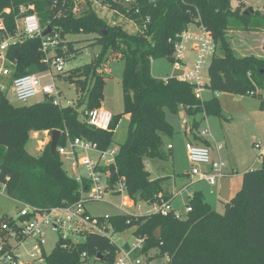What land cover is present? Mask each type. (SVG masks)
<instances>
[{
	"label": "trees",
	"instance_id": "obj_1",
	"mask_svg": "<svg viewBox=\"0 0 264 264\" xmlns=\"http://www.w3.org/2000/svg\"><path fill=\"white\" fill-rule=\"evenodd\" d=\"M87 4L94 0H85ZM75 0H0V17L7 32L15 34L20 8L34 13L41 34L15 40L7 50L12 65L10 78L29 73L35 68L43 73L48 66L42 62L41 39L57 34L56 55L65 58L78 49L68 35L95 34L94 44L100 52L86 64L68 70L66 79L85 84L76 89L77 99L71 105H58L51 99L15 105L8 92L0 91V182L7 196L21 204L40 210L63 206L78 198V183L62 167L59 155L51 154L49 142L38 155L27 152L25 143L34 132L60 130L58 144L67 138L81 137L95 142L100 149L113 143L116 116L109 130L87 124L84 112L101 107L103 87L107 76L103 57L123 59L121 77L123 113L128 114V138L120 144L114 165L107 168L110 182L122 177L127 193L134 199L151 205L170 202L173 197L168 176L153 177L147 168L154 160L171 158L166 137L175 133L167 113L183 112L192 116V130L199 124L200 112L217 114L221 111L217 97L195 96L193 86L176 78L158 79L151 75V61L156 57L171 59L175 34L190 25H203L212 35L215 52L208 65V84L212 92L251 95L264 89V56L237 55L229 31H264V15L258 11L245 13L243 3L233 7L231 0H136L131 6H117L124 18L132 21L137 30L129 33L120 25L107 23L88 5L79 15L73 13ZM5 9V11H3ZM117 16V14H114ZM252 15L260 16L257 21ZM251 19V20H250ZM0 29V38L3 35ZM264 107V100L261 101ZM194 140L208 146L200 134ZM262 166L242 174V184L235 195L218 212L205 200L201 191L188 198L191 206L183 219L171 213L115 214L110 218L116 229L134 226L148 237L146 249L156 248L157 255H166L168 264H264V151ZM160 228V238L154 231ZM101 256L106 264L112 262L115 246L107 238L88 234L81 242L58 237L50 253H43L45 264H80V254ZM109 255L103 258V253Z\"/></svg>",
	"mask_w": 264,
	"mask_h": 264
},
{
	"label": "built area",
	"instance_id": "obj_2",
	"mask_svg": "<svg viewBox=\"0 0 264 264\" xmlns=\"http://www.w3.org/2000/svg\"><path fill=\"white\" fill-rule=\"evenodd\" d=\"M136 0H94L100 7L111 12L113 15L124 18L123 13L117 6L128 7ZM237 5L246 3V0H235ZM5 11V9L3 10ZM19 17L15 19L16 33L11 34L4 28L0 17V29L3 35L0 38V91L10 92L17 102L27 103L31 98L39 93H43L46 99H51L55 104L61 105L60 93L54 82L53 71L62 73L64 71L65 58L56 55L54 48L58 44L57 34L45 35L41 39V52L43 53L42 62L48 69L43 72L51 78L49 84L41 85L40 73H26L21 76L10 78L11 69L9 65L13 63L7 58V50L11 43L15 40L25 38H33L41 34L39 22L34 13H26L25 8H20ZM126 19V18H125ZM18 20L20 22L17 25ZM115 25V22H111ZM195 25V24H193ZM198 26L199 32L190 31V27L178 31L173 39V51L171 61L173 69L171 76L164 78H176L181 81L190 83L193 86L195 96L199 99L205 90L202 73L207 65L208 59L211 60L215 52V43L212 35L206 30L203 25ZM191 42L188 48L186 43ZM187 51H192V56H189ZM190 63H186L189 59ZM176 74V71H180ZM252 92H248L251 95ZM217 96V94L215 95ZM73 102L68 101L67 105ZM185 115V114H184ZM87 124L101 129L109 130L113 114L102 107L93 108L84 112ZM187 115L184 116L183 123L188 126L189 120ZM208 133V129L202 131L200 135ZM45 135H50L51 132L44 131ZM43 145V144H42ZM44 146V145H43ZM168 148L172 145L168 144ZM189 162L192 164L190 176L196 177L198 180H205L209 184H215L216 181L225 175L223 171L224 164L219 157L217 162H214L210 156V149L206 145H201L187 141L185 144ZM42 149V148H41ZM217 153L222 149L221 144H215ZM264 144H262V151ZM55 152L59 157L68 162L74 170L73 176L78 183V198L71 203L63 206H53L45 210L37 209L28 204H21L16 214L18 224L7 221L0 225V264H23L20 261V255L15 251V247L20 242L32 237L36 240L34 251L28 255L32 261L44 259L43 245L45 243L46 230H51L58 233V237L70 239L72 242H81L86 239L88 234H97L108 239L115 246V254L112 262L109 264H155L153 248H147L146 244L148 237L146 234H140L134 226H128L124 229H116L114 224L110 222L112 214L104 213L102 215H94L89 212V206L95 202H105V196L113 194L120 198V203L117 205L119 212L116 214L139 216L133 212L126 211V200H134L126 189L125 180L119 177L114 182H110V172L107 168L114 165L118 149H112L111 146L105 149H100L95 142L85 140L81 137L67 138L65 144H58L55 147ZM80 167L83 168V174L80 173ZM151 213H160L167 215L171 213L177 219H183L185 215L191 211L190 205H185L184 214L172 207L170 202L158 204L154 202L150 205ZM115 215V214H114ZM129 232L131 241L114 239L120 233ZM10 241H15L16 245L12 246ZM156 249V248H155ZM157 255V252L155 253ZM109 255V251L103 253V258ZM166 259L168 257L164 255ZM102 261L106 264L102 257L89 256L87 252L80 254V264H90V259Z\"/></svg>",
	"mask_w": 264,
	"mask_h": 264
},
{
	"label": "rangeland",
	"instance_id": "obj_3",
	"mask_svg": "<svg viewBox=\"0 0 264 264\" xmlns=\"http://www.w3.org/2000/svg\"><path fill=\"white\" fill-rule=\"evenodd\" d=\"M233 7H236V1L231 0ZM91 7L99 17L103 18L107 23L120 25L129 33H134L137 26L130 20L113 15L111 12L100 7L95 2L86 3L85 0H75L73 13L79 15ZM245 7H252L254 11H258L260 15H264V0H246ZM260 16L252 15L251 19L257 21ZM250 19V20H251ZM19 25L20 22H17ZM190 31L199 32L198 26L190 25ZM230 41L237 55L254 54L264 56V31H229ZM95 34H74L68 35L67 39L74 40V46L78 50L66 57L64 71L56 73L53 71L54 82L57 91L60 93L61 105H67L68 101L74 102L77 99L76 89L81 87L84 90L85 84L71 82L66 79V72L75 67L89 63L94 56L100 52V47L90 44L93 41ZM189 48L191 42L186 43ZM189 56H192V51H187ZM186 63H190L186 59ZM208 59L207 65L202 73L203 82L208 84ZM103 69H106L107 76L103 87V100L101 107L116 116V124L113 131L112 149H118L120 144L126 142L128 138V121L129 116L123 113V97L121 87V77L124 67V61L121 58L112 57L110 52H107L103 57ZM173 62L165 57H156L151 61V75L158 79H164L171 76ZM180 71H176L180 73ZM30 73H38L35 68L29 69ZM41 85L49 84L51 78L46 74L40 73ZM217 94V100L221 111L217 114L206 115L200 112L196 115V120L199 124L192 130L195 134H201L202 131L208 129V133L202 137L209 144L210 156L214 162H217L219 157L224 164L223 171L227 173L224 177L218 179L214 184H209L205 180H198L196 177L190 176L192 164L188 160L185 144L187 141L194 139L192 132L189 130V125L183 123L184 113L178 114L167 113V120L173 126L175 133L172 137H166L167 142L172 143L171 158L168 160H154L149 162L147 168L151 171L153 177L157 175H165L169 178L166 180L171 186V190L176 193L172 200V207L184 214V208L189 198V195L194 191L201 190L206 201L211 207L218 211H224V203L230 200L235 193L240 189L242 184V174L248 169H257L262 166L260 153L262 144H264V107L261 106V101L264 100V89H257L254 95H235L228 92H212L207 86L202 94L203 99H208L212 95ZM8 98L15 105L31 104L42 102L45 100L43 93L37 94L27 103H19L14 96L9 92ZM46 131V130H45ZM50 140V135H45L44 131L34 132L30 135L25 143L27 152L33 155H38L43 148V145ZM196 142V140H195ZM200 143V142H198ZM197 143V144H198ZM43 144V145H42ZM215 144H221L222 149L217 153ZM203 145V144H201ZM62 167L70 176H74V170L70 164L62 160ZM234 163L235 165H232ZM232 165V166H231ZM80 173L83 174V168L80 167ZM222 189V191H220ZM120 198L113 194L105 196V202H95L89 206V212L94 215H102L104 213L116 214L119 212L117 205L120 203ZM19 203L6 195L4 184L0 182V225L3 222L11 221L18 224L16 214ZM126 211L135 214H149L152 212V207L141 201L133 203L130 199L126 200ZM116 241L119 239L131 241L129 232L120 233L114 237ZM58 240V233L46 230L45 243L43 250L45 253H50L55 247ZM12 246L16 245L15 241H10ZM36 240L32 237L23 239L14 249L20 255V261L23 264H45L44 259L32 261L29 253L34 251ZM154 254L155 264H168V259L164 255H156L157 250H152ZM90 264H103L102 261L90 259Z\"/></svg>",
	"mask_w": 264,
	"mask_h": 264
},
{
	"label": "water",
	"instance_id": "obj_4",
	"mask_svg": "<svg viewBox=\"0 0 264 264\" xmlns=\"http://www.w3.org/2000/svg\"><path fill=\"white\" fill-rule=\"evenodd\" d=\"M245 13L253 14L254 10L252 7H248L247 10L245 11ZM49 32H50V30L43 31V36L47 35ZM188 120H189V124H191L193 121V117L192 116L188 117ZM59 137H60V130L54 129L51 131L50 140H49V151L51 154H55V147L58 143ZM154 237L156 239L160 238V228H157L154 231ZM97 257L100 258L101 256L97 255Z\"/></svg>",
	"mask_w": 264,
	"mask_h": 264
},
{
	"label": "crops",
	"instance_id": "obj_5",
	"mask_svg": "<svg viewBox=\"0 0 264 264\" xmlns=\"http://www.w3.org/2000/svg\"><path fill=\"white\" fill-rule=\"evenodd\" d=\"M128 115V114H127ZM191 142H193V143H197V142H195V140L193 139V140H191ZM171 145H172V143H171ZM172 149V148H171ZM213 160V159H212ZM214 161V160H213ZM232 165H235L234 163H231ZM231 165V166H232ZM249 167H247L246 166V169L245 170H249L248 169ZM215 185V184H214ZM199 191H201V190H199ZM220 191H222V189L220 190ZM202 192V191H201ZM172 193H173V197L171 198V200H170V204L172 203V200L174 199V197L176 196V193H174L173 191H172ZM203 193V192H202ZM203 195H204V193H203ZM191 196V194L189 195V197ZM204 198H205V200H206V197H205V195H204ZM188 201V200H187ZM229 201V200H228ZM228 201H226V202H228Z\"/></svg>",
	"mask_w": 264,
	"mask_h": 264
}]
</instances>
